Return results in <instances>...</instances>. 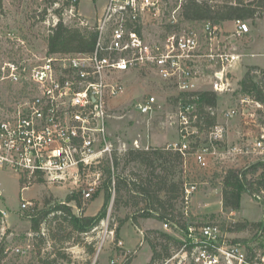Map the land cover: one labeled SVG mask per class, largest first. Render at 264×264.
Listing matches in <instances>:
<instances>
[{
    "label": "built area",
    "instance_id": "built-area-1",
    "mask_svg": "<svg viewBox=\"0 0 264 264\" xmlns=\"http://www.w3.org/2000/svg\"><path fill=\"white\" fill-rule=\"evenodd\" d=\"M182 1L168 15L166 0H107L97 24L82 22L98 36L91 53H48L35 64L25 48L23 57L2 58L0 168L18 173L23 189L39 178L57 185L71 179L79 185L82 177L93 175V181L78 189L89 201L102 183L101 164L113 162L115 153H122L111 142L109 120L112 104L125 90L124 75L156 76L180 94L231 93L230 74L243 58L236 42L249 36V24L236 21L232 32L210 22L189 25L179 19ZM78 4L79 0H71L68 10L73 17H77ZM24 47L18 40L16 49ZM158 108L157 98L149 96L136 109L152 116ZM184 109L191 112L180 114L181 140L168 148L179 152L185 164L191 157L203 169L208 167L209 157L223 160L257 155V161L264 160V133L246 148L227 144L228 121L238 115L237 108L227 109L223 123L218 119L204 131L196 126L194 107ZM216 114L218 117V109ZM135 145L141 149L138 141ZM196 191L195 183L185 182L182 211L187 218L193 214ZM261 201L264 205V198ZM262 215L264 223V212ZM164 229L180 245L157 264H264L263 228H256L246 239L215 222L189 223L184 233L167 224ZM110 234L114 237V231ZM116 245L124 249L122 240ZM15 252L25 254L21 249ZM129 255L125 249L120 256L123 261L111 264H127Z\"/></svg>",
    "mask_w": 264,
    "mask_h": 264
},
{
    "label": "rangeland",
    "instance_id": "rangeland-1",
    "mask_svg": "<svg viewBox=\"0 0 264 264\" xmlns=\"http://www.w3.org/2000/svg\"><path fill=\"white\" fill-rule=\"evenodd\" d=\"M3 1V9L0 10V60L23 57V51L28 48L30 50L28 55L33 60L31 62L35 64L40 63L42 58L48 55L47 39L51 29L59 22L58 10L62 11L64 23L87 28L82 22L85 21L92 26L97 24L107 3V0L98 2L79 0L77 17H73L67 9V2L71 3V0ZM210 1L216 2L217 0ZM166 2L169 15L177 8L180 0H166ZM260 21L258 29L252 21H246L251 28V33L248 37L236 42L238 52L243 55V58L230 74L232 92L219 96L217 108L218 119L222 123L225 121L223 112L229 108H237L238 115L228 121L227 144L240 145L244 148L248 145L252 146L264 133V108H259L246 95L237 94L239 82L250 67L263 66L260 68L264 71V19ZM235 22H226L221 27L227 32H232ZM18 40L25 43L23 50L16 49ZM258 74L260 77L263 76L262 72ZM123 82L125 90L114 101L110 111L109 133L114 149L122 153L136 149V141L139 142L141 149L162 148L179 142L181 140L180 114L189 115L191 112V110L186 112L184 109L183 103L179 100L180 93L161 82L158 77L151 75L130 73L123 76ZM149 96L157 98L159 108L154 115L144 116L136 108L139 102ZM243 100H247V104H242ZM257 157L253 155L223 160L209 157V165L206 169L200 168L191 157L187 164L183 165V176L186 178L185 182H193L197 186L193 198L192 217L197 222L206 220L211 214L228 222H262L264 212L262 201L248 195L243 196L240 211L224 212L222 188L218 186L217 177L218 173L226 169H245L249 164L257 161ZM124 169L122 165L121 170ZM130 172L145 175L146 169L138 165H129L126 174L130 175ZM94 179L92 175L89 178L82 177L79 185L71 179L57 185L39 178L23 189L25 184H22L23 180L18 173L0 168V211L3 212V218L0 220V248L3 249L1 264H43L41 260L49 257V254L53 252V247L52 243L47 240L46 225H43L40 235L33 233V218L37 217L39 210L48 207V202L53 204L64 202L69 194L79 191V188H84L87 182ZM115 198L116 195L113 194L107 217L98 228L83 235L81 243L76 241V244L72 241L65 244L62 253L71 260L67 264H111L113 260L120 263L123 261L120 256L125 249L130 254H134L131 264L151 262L150 243L144 239V236L151 230L165 231L163 223L155 219H140V225L135 226L132 223V217L137 212L136 209L123 206L116 211ZM103 199L104 194L99 188L89 200L85 212L79 210L75 204L72 206L76 214L84 213L86 216H95L102 208ZM26 202L30 205L23 207ZM207 221L218 220L208 218ZM118 229L119 236H117ZM253 230L255 229L250 228L249 232H236L233 235L246 239L254 233ZM111 231H114V237L110 234ZM149 235L151 236V233ZM119 240L123 241L124 249L117 247L116 243ZM87 245L94 246V253L89 252ZM16 249H21L25 254L18 255L15 252Z\"/></svg>",
    "mask_w": 264,
    "mask_h": 264
},
{
    "label": "trees",
    "instance_id": "trees-1",
    "mask_svg": "<svg viewBox=\"0 0 264 264\" xmlns=\"http://www.w3.org/2000/svg\"><path fill=\"white\" fill-rule=\"evenodd\" d=\"M98 2L99 0H93ZM0 0V10L3 9ZM71 6L67 2V9ZM59 22L51 29L47 39L49 54L91 53L97 41V34L86 28L70 26L63 21L62 11L58 10ZM179 19L186 23L210 22L221 26L230 21H252L264 19V0H183ZM248 37V36H247ZM263 73L260 77L258 73ZM237 94L246 95L264 107V71L259 66L248 69L239 82ZM219 95L214 92L180 94L179 100L185 107L192 106L196 110V126L201 131L209 130L218 122L216 109ZM124 165V170L121 166ZM129 165H138L146 169V174H126ZM185 165L182 155L167 147H150L149 149H131L124 153H115L113 162L109 160L101 164L103 205L95 216L79 215L74 212L72 204L86 211L89 201H85L82 191H73L64 202H48V207L38 211L33 218L32 230L36 235L42 233L43 225L47 226V240L52 243L53 252L43 264H67L70 257L62 253L66 243H81L83 235H87L100 226L107 217L113 194L116 211L123 206L136 209L132 223L139 226L140 219H155L167 224L173 230L184 233L189 223L197 221L192 216L187 218L183 211ZM178 177V178H177ZM218 186L222 188L223 211L238 212L242 208V199L248 195L256 200L264 198V160L251 164L247 169L230 168L217 174ZM41 179V178H40ZM178 179V180H177ZM193 183V182H190ZM23 184V181H22ZM3 212L0 211V220ZM216 219L224 229L231 231L246 229H264V223L248 221H230L220 219L211 214L199 223L208 224L207 219ZM123 225V224H121ZM151 233V236L149 235ZM144 239L150 243L152 258L149 264H157L171 255L172 248L179 247L180 241L172 234L162 230H151ZM119 236V229L117 230ZM46 237V236H43ZM151 239H150V238ZM76 243V244H77ZM94 253V246H86ZM134 254L129 255L127 264H131ZM3 261V249L0 248V264Z\"/></svg>",
    "mask_w": 264,
    "mask_h": 264
},
{
    "label": "crops",
    "instance_id": "crops-1",
    "mask_svg": "<svg viewBox=\"0 0 264 264\" xmlns=\"http://www.w3.org/2000/svg\"><path fill=\"white\" fill-rule=\"evenodd\" d=\"M261 23V21L259 20V21H257V26H256V28L258 29V26H259V24ZM256 29V30H257ZM250 38V37H249ZM257 66V65H256ZM260 67H263V66H260Z\"/></svg>",
    "mask_w": 264,
    "mask_h": 264
}]
</instances>
